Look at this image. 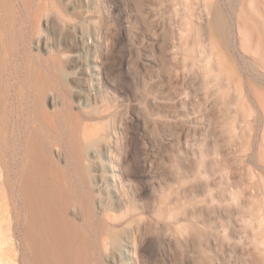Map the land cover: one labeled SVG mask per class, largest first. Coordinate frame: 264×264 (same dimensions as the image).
Returning a JSON list of instances; mask_svg holds the SVG:
<instances>
[{"label": "rangeland", "instance_id": "374dc122", "mask_svg": "<svg viewBox=\"0 0 264 264\" xmlns=\"http://www.w3.org/2000/svg\"><path fill=\"white\" fill-rule=\"evenodd\" d=\"M263 17V0H0V264L39 263L32 142L91 264H264Z\"/></svg>", "mask_w": 264, "mask_h": 264}, {"label": "bare ground", "instance_id": "6f19581e", "mask_svg": "<svg viewBox=\"0 0 264 264\" xmlns=\"http://www.w3.org/2000/svg\"><path fill=\"white\" fill-rule=\"evenodd\" d=\"M252 4L253 3H251V6L253 7ZM258 6L259 5L257 4V7ZM255 10L260 11L258 8ZM257 14L260 13L257 12ZM258 24L263 29L262 37L264 38V25L261 22ZM251 32L252 31L249 30V28L247 30L241 31L245 44L246 42L249 43L248 40ZM263 44L264 41H257V45H255L254 50H256V48L258 49V47L260 50H262L261 46ZM263 58L264 57L260 58L262 60L259 61H264ZM39 144L36 145L39 146ZM36 145L34 142H32L30 151L33 159L36 161L39 172L41 173V177L43 179H40L41 177L38 178L31 175L30 178L27 179V183L31 190L30 194L32 195V201L31 196L30 201L33 202L31 214L32 226L34 229L31 231V241L33 242L34 249L38 256V264H91V257L89 251L87 250V246L84 245L81 248L77 246L75 237L77 227L72 223H63L67 217L65 214V208L63 207L64 203L62 204L63 201L61 192L56 188V186L53 185L52 187H48L46 189L42 187V183H44L43 174L46 173V162L41 159V154ZM110 202L111 197L109 196L105 207L109 205ZM45 215L46 225L44 222ZM117 220L119 221L120 219ZM115 243H117V241H115Z\"/></svg>", "mask_w": 264, "mask_h": 264}]
</instances>
